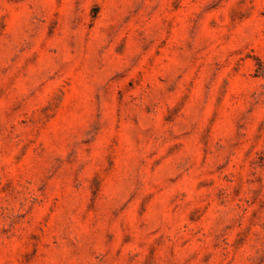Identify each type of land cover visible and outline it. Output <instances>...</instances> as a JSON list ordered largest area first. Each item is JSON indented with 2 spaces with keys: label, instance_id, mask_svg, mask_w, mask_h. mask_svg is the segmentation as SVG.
<instances>
[{
  "label": "rangeland",
  "instance_id": "obj_1",
  "mask_svg": "<svg viewBox=\"0 0 264 264\" xmlns=\"http://www.w3.org/2000/svg\"><path fill=\"white\" fill-rule=\"evenodd\" d=\"M0 264H264V0H0Z\"/></svg>",
  "mask_w": 264,
  "mask_h": 264
}]
</instances>
